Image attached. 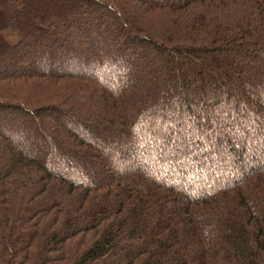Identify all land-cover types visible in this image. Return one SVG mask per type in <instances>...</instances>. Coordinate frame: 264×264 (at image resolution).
Masks as SVG:
<instances>
[{
	"label": "trees",
	"instance_id": "trees-1",
	"mask_svg": "<svg viewBox=\"0 0 264 264\" xmlns=\"http://www.w3.org/2000/svg\"><path fill=\"white\" fill-rule=\"evenodd\" d=\"M0 264H264V0H0Z\"/></svg>",
	"mask_w": 264,
	"mask_h": 264
},
{
	"label": "rangeland",
	"instance_id": "rangeland-1",
	"mask_svg": "<svg viewBox=\"0 0 264 264\" xmlns=\"http://www.w3.org/2000/svg\"><path fill=\"white\" fill-rule=\"evenodd\" d=\"M9 38H10V37H9ZM11 40H12L13 42H14V41L16 42V40H14L13 38H11ZM202 114H203V113H202ZM66 123L69 124L68 122H66ZM69 126H70V128H71V124H69ZM71 130H72V128H71ZM74 132H75V133L77 132V134H79V135H80V134L83 135V132H79V133H78V131H74ZM5 136H6V137H11L10 135H5ZM107 152L110 153L109 151H107ZM113 159H114V158H113ZM113 161H115V159H114ZM81 164H82V165H86V163H84V162H81ZM112 166H113V165H112ZM111 168H112V167H111ZM111 168H110V169H111Z\"/></svg>",
	"mask_w": 264,
	"mask_h": 264
}]
</instances>
